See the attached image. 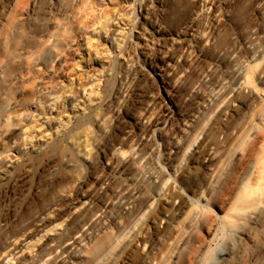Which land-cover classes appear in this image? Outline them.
I'll return each mask as SVG.
<instances>
[{
	"label": "rangeland",
	"instance_id": "1",
	"mask_svg": "<svg viewBox=\"0 0 264 264\" xmlns=\"http://www.w3.org/2000/svg\"><path fill=\"white\" fill-rule=\"evenodd\" d=\"M79 2L32 0L8 34L0 264H264V203L245 225L233 205L264 125V0Z\"/></svg>",
	"mask_w": 264,
	"mask_h": 264
},
{
	"label": "bare ground",
	"instance_id": "2",
	"mask_svg": "<svg viewBox=\"0 0 264 264\" xmlns=\"http://www.w3.org/2000/svg\"><path fill=\"white\" fill-rule=\"evenodd\" d=\"M31 1L32 0H13L9 4L7 8L8 9L7 16L0 25V62H2L3 58H9V57L16 56L12 50L11 52H9L8 34L11 28L13 27L15 21L18 20V17L20 16V12L22 10L28 11L30 9ZM86 1L88 2L89 0H81V2H79V5L84 7V5L87 3ZM77 20L79 22V18H77ZM51 38L55 42H61L65 39L64 34L60 35L57 33L51 34ZM48 42L50 43V40H48ZM48 42L47 44H49ZM249 82L250 84L253 85V82L251 81V79H249ZM251 93H254V92L252 91ZM231 129H232L231 126L227 127L224 132L227 133ZM224 139L222 140L211 139L212 141H209V143L205 145L206 147L202 151L197 152L200 154V157L202 158L201 170H206V169L208 170V168H210L209 166H211L213 161L219 158L221 147L226 141V139L225 140ZM261 142H264V125L257 130V133L251 136V140L248 146L241 153V155L237 157L235 160V163L238 166L243 165L245 162H252L253 169L255 171V183L253 184L251 183L250 176L245 177L244 181L240 184L241 186L238 188V192L233 198V205L235 206V210H236L235 215L237 219L243 222L242 225H245V221L249 219L251 215H255L258 209L264 203V143L261 144L260 147H257ZM188 148L189 146H187V151H188ZM198 149H199V146H198ZM187 151L183 152V155H182L183 159H185ZM232 153L233 151H230L229 155L231 156ZM199 179H200L199 177L195 178L192 185L193 186L198 185V182L200 181ZM221 196L226 197V195L224 194H217L216 196H214V201L219 199ZM236 197H237V201L234 202V199ZM180 199L182 202L187 201L189 203L190 200L192 201L191 198L189 199V198H186L185 196H183ZM210 202H211V199L210 200L207 199L208 207H210L209 205ZM232 225H233L232 229L236 227H241V225H238V226L234 224Z\"/></svg>",
	"mask_w": 264,
	"mask_h": 264
}]
</instances>
